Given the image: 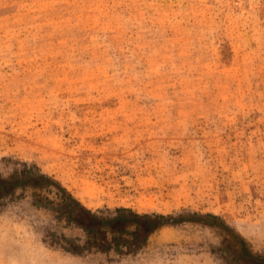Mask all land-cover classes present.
<instances>
[{"label":"rangeland","instance_id":"rangeland-1","mask_svg":"<svg viewBox=\"0 0 264 264\" xmlns=\"http://www.w3.org/2000/svg\"><path fill=\"white\" fill-rule=\"evenodd\" d=\"M25 165L95 212L218 215L264 255V0H0V177ZM58 202L0 201V264L234 255L197 222L95 245Z\"/></svg>","mask_w":264,"mask_h":264},{"label":"trees","instance_id":"trees-1","mask_svg":"<svg viewBox=\"0 0 264 264\" xmlns=\"http://www.w3.org/2000/svg\"><path fill=\"white\" fill-rule=\"evenodd\" d=\"M27 187H37L53 193L59 200L56 203L60 207L57 216H63L66 221L79 226L92 237L95 245L100 246V244L109 242V235L112 236V241H117L116 245L126 241L120 237L122 235L145 243L150 235L164 227H176L188 222H197L204 226L219 227L225 230L227 236L231 238H229V242H232V247H228V249L234 252V255L230 261L223 256L226 264H264V255L255 254L251 250V245L241 235L235 233L222 217L215 214L197 212L177 215L141 214L125 207L106 213L95 212L80 203L54 178L41 173L36 167L28 165H25L21 172L10 178L0 177V201L13 195L16 190Z\"/></svg>","mask_w":264,"mask_h":264}]
</instances>
